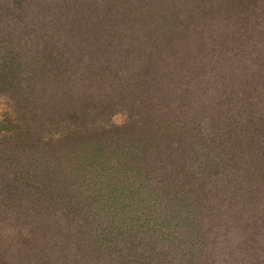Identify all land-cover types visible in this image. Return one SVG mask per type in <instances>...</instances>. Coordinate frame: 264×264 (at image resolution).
I'll return each mask as SVG.
<instances>
[{
    "label": "trees",
    "instance_id": "16d2710c",
    "mask_svg": "<svg viewBox=\"0 0 264 264\" xmlns=\"http://www.w3.org/2000/svg\"><path fill=\"white\" fill-rule=\"evenodd\" d=\"M137 1L93 0L86 6L91 2L29 0L34 9L26 20L22 12L14 24L0 23V53L9 55L2 65L29 62L38 74L48 71L59 134L88 133L93 127L88 120L106 114L111 103L130 108L120 126L101 127L122 131V142H115L119 152L112 153L121 169L115 172V195L113 186L107 199L99 197L95 182L72 169L47 179L35 180L33 173L17 207L8 208L27 220L56 215L61 228L49 237L53 247L42 253L46 264H264V38L250 36L237 23L236 15L248 20L249 7L234 11L232 4L246 0H169L167 8L163 0ZM137 5L148 20L154 16L141 14L145 5L159 8L156 16L162 18L160 8L171 7L177 22L164 33L170 42L159 38L139 53L127 46L115 61L114 32L120 35ZM260 15L253 26H260ZM64 30L91 38L94 48L84 51L83 66L81 53L70 57L60 51L47 62L41 57L43 36ZM185 37L197 43L190 49L193 64L177 57ZM2 42L10 44L2 49ZM258 42L263 48L255 47ZM32 48L36 57L26 58ZM223 62L233 63L231 70L211 69ZM71 73L73 88L81 92L68 99L62 90ZM77 99L82 101L74 103ZM64 121L67 127L59 125ZM85 142H77L82 157L90 148ZM104 144L92 145L100 151ZM10 184L6 187L14 190ZM174 221L180 229L169 228Z\"/></svg>",
    "mask_w": 264,
    "mask_h": 264
},
{
    "label": "rangeland",
    "instance_id": "374dc122",
    "mask_svg": "<svg viewBox=\"0 0 264 264\" xmlns=\"http://www.w3.org/2000/svg\"><path fill=\"white\" fill-rule=\"evenodd\" d=\"M254 1V5L249 0H246L241 4H232V7H234V11L239 6L249 7L246 11L249 13L248 20L243 21L240 19V16L236 15L239 19L237 23L244 29H250L251 31L247 30V32H250V36L256 34L257 36L259 35V38H264V30H262L264 28V18L258 19L260 26L252 25L253 19L256 20L257 15L261 14L260 16H264V0ZM26 2H29V0H25L24 3L21 0H0V21H3L0 23L8 22L14 24L15 18H19L22 12H25L26 15L24 14V18L21 17V20H26L27 15L34 9V6L27 5ZM89 2L91 3L86 4V6L94 4L93 0H86V3ZM169 2V0H163L161 3L167 8V6L169 7ZM134 4H142V0L134 2ZM139 8V5H137L135 10L133 9L131 12H136ZM170 8H160L163 11L161 13H164V18L156 16L159 8L155 10V8L149 5L141 8V14L148 12L154 16L153 19L148 20L143 18V16H139L138 12L134 13L131 19H128V17V20L124 22L125 24L121 28L120 35L117 34L119 29L114 32L115 38H113L112 50L115 55V61L118 58H116V55L122 54V49H125L127 46L133 48V52L139 53L140 51H147L152 43L159 38L158 41L170 42L169 36L164 33L170 28L172 22H177L173 20L175 18L172 19L170 17L169 14L173 12ZM17 15L18 17H16ZM166 15H169L168 20L165 19ZM57 33L53 36H43L44 39L42 38L41 45H39L41 46V57L42 55L44 56L45 62L51 59L54 61L55 58L61 56L60 51H65L70 57H76L80 53L83 54L81 57L83 58V62L80 66H83V63L86 64V54L88 52L84 51L94 48L93 43L89 40L91 38L87 37L84 40H81V38L77 39V33L66 32L65 30ZM162 34L164 35L161 38ZM75 38L77 40H74ZM72 39L74 42L70 44L73 41ZM180 41H183L182 43L186 46L177 55L178 59L188 57V62L193 64L195 60L191 59V55L195 53L190 49L197 43L191 44L192 39L190 37H185ZM67 43L69 44V46L67 45L68 50L64 48V44ZM9 44L10 42L8 44L7 42H2V49ZM76 44L79 46L76 47ZM255 47L259 48L262 46L258 42ZM35 50L37 49L32 48L26 58H35ZM158 51L159 46L152 50L153 53H157ZM0 54V264H46L47 256H42V253L47 248L53 247L49 237H52L53 233L55 236V231L59 232L57 228H61V225L54 222L56 215L50 216L49 220L44 219L45 215H34L32 219L27 220L21 218L17 210L10 209L8 206L10 205L11 208L17 207V197H22L21 195L25 191L24 186H27L28 179L31 178L33 173L35 180L41 175L47 179L45 175L50 177V174H53L54 171L55 173L57 171L62 173L63 177L67 176V171L71 169L83 174L87 181L95 182L93 185L95 192L99 197L107 199L109 191L117 182L115 172L121 170L115 164V158L117 157L112 156V153L117 155L119 152V149L115 147V142L116 140V143L122 142L123 136L121 129H115L114 127H108L109 131L102 132V122L107 125L112 123V126H120L127 120L130 108L125 102H122L120 105L111 103L110 110L106 111V114L94 115V121L92 122L88 120V124H93L88 133L82 134L63 130L59 134L61 130L58 131L57 126H53L52 113L55 110L51 108L55 107L57 101L49 85L47 78L49 77L48 71L42 68V73L38 74L34 70V65H28L29 62L24 65H21L20 62L19 64H5L3 66L2 63L9 60V55L5 52ZM252 56L255 55L253 54ZM112 60L110 61L112 62ZM226 64L223 62V64L218 66V64L214 63L211 65V69L214 67L216 71L227 68L231 70L233 63ZM227 71L226 73H228ZM58 73L60 74L61 71H58ZM1 75L4 77H1ZM93 84L95 87L98 85L96 83ZM74 85L75 80L71 73L69 82L65 84L67 88L64 91L62 90L64 95L58 94L68 99L72 98L77 90L81 92L78 86L73 88ZM102 89H104L103 86ZM79 101L82 100L77 99L74 103ZM61 124L67 127L65 121L59 125ZM81 138L85 139V143L88 140L90 143V148L89 150L85 148L83 157L82 153L77 154V146L79 145L77 142L81 141ZM93 138H98L100 145L103 140L105 141L106 144L103 145L102 150H95L94 145L96 144H92L98 141H92ZM9 183H11L10 186L14 185V190L7 188L8 186L6 187ZM114 189L115 186L111 190V195H115ZM24 211L26 209H23L22 213ZM169 228L180 229V225L174 221ZM60 231L62 232V230ZM51 263L58 264L56 261H51Z\"/></svg>",
    "mask_w": 264,
    "mask_h": 264
}]
</instances>
